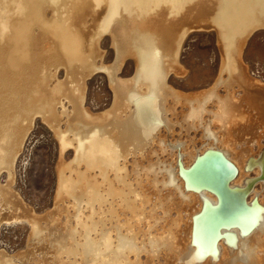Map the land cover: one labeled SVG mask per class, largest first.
Here are the masks:
<instances>
[{"label": "bare ground", "instance_id": "1", "mask_svg": "<svg viewBox=\"0 0 264 264\" xmlns=\"http://www.w3.org/2000/svg\"><path fill=\"white\" fill-rule=\"evenodd\" d=\"M197 26L217 30L223 63L208 88L184 93L169 76L184 71L183 39ZM262 26L264 0H0V227H31L28 247L0 249V264H264V196L248 170L250 156L257 174L263 167L252 144L264 137V84L242 58ZM128 57L135 72L123 77ZM100 70L113 102L94 112L86 89ZM38 116L60 145L54 208L44 213L13 189ZM177 126L202 129V145L168 141ZM159 151L177 165L139 160Z\"/></svg>", "mask_w": 264, "mask_h": 264}, {"label": "rangeland", "instance_id": "2", "mask_svg": "<svg viewBox=\"0 0 264 264\" xmlns=\"http://www.w3.org/2000/svg\"><path fill=\"white\" fill-rule=\"evenodd\" d=\"M50 16H52L51 13H48L49 18ZM108 33L106 32L102 36L100 43L104 64H110L115 59L112 37ZM247 38L242 51L243 61L248 66L250 75L264 84V26L256 28ZM179 58L182 67L185 69L182 73L172 72L170 74V85L184 93H194L208 88L220 74L221 63H223V54L217 30L214 27H191L183 39ZM135 67L134 59L128 57L120 71L121 76H132L135 72ZM64 76V71L61 69L59 78L63 79ZM112 102L113 92L108 76L105 71L100 70L88 79L86 89L87 106L92 111L99 112L109 108ZM186 108V105H178L177 112L179 113L177 115L179 120H182V114L183 111L187 110ZM182 130L181 127L177 126V132L167 134L168 141L173 142L180 137L184 141L188 140L191 145L192 143L189 140L192 138L198 147L202 145V129L197 131L192 129L189 132L185 128ZM260 140V146L255 142L252 147L256 162L263 164L261 173L258 172L257 174L256 172L253 156H250L248 160V170L250 171L253 185L252 191H260V195L264 196V137H261ZM171 152L163 153L159 151V154H152L149 155L150 157L139 160L145 165L151 159L152 162L159 160L166 162L162 166L165 164L170 166L171 163L176 166V160H174L176 155L172 156ZM64 156L66 159L68 158L67 160L71 159L73 157V149H68ZM59 159L60 145L58 140L50 126L38 116L16 160L13 181V189L37 213H44L54 208L58 187L57 165ZM147 160L148 162H146ZM131 166H129L130 169H132ZM0 180L5 184L7 173H3ZM252 191L250 192L251 194L247 195L249 199L253 195ZM12 220L4 221L0 227V249L3 248L11 255L28 247L31 232L30 224L26 219Z\"/></svg>", "mask_w": 264, "mask_h": 264}]
</instances>
